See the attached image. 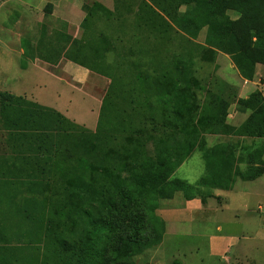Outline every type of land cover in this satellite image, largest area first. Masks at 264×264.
Segmentation results:
<instances>
[{"label":"trees","instance_id":"trees-1","mask_svg":"<svg viewBox=\"0 0 264 264\" xmlns=\"http://www.w3.org/2000/svg\"><path fill=\"white\" fill-rule=\"evenodd\" d=\"M122 2L115 0L114 11L98 2L84 4L81 38L55 32L49 39L44 32L35 43L24 37L22 47L24 59L30 62L40 59L58 65L67 59L109 78L111 87L128 81L132 85L127 99L131 111L116 107L115 102L105 128L101 112L96 130L91 131L56 110L0 91V124L8 142L18 147L24 158L37 163L31 170H17V176L27 177L33 185L54 179L57 191L68 198L66 206L60 208L71 216L67 231L78 230L79 222L85 220L90 227L87 230L104 239L101 246H91V234L87 233L76 237L77 245L63 244L55 239L58 235L53 234V225L44 227L41 217L36 224L39 232L46 228L48 244L55 240L65 250V255L46 257L55 258L58 264H138L135 257L144 256L163 242L166 222L157 213L163 200H171L178 193L184 199H194L203 190L230 191L237 179L253 181L264 175V151L259 147L241 156L239 142L207 147L202 138L198 139L200 135L231 136L261 139L264 145L262 91L256 90L246 99L235 95L231 101L222 92L208 93L198 104L193 88L200 90L202 86L190 75L184 58L167 69L164 62L153 59L162 52L164 42H168L171 55L177 53L175 41H196L206 30L205 44L199 45L201 57L209 54L206 60L212 63L221 52L231 58L245 80L252 81L258 65L264 66V0H139L137 8ZM123 10L134 15L137 33L148 31L152 41L144 42L135 31L127 34ZM229 12L238 17L232 19ZM97 18L105 19L108 28L120 30L127 38L105 35L95 24ZM122 47L127 54L120 52ZM113 52V61H108V54ZM141 53L149 54L148 61L130 59L136 54L141 57ZM123 64L130 70L120 75L116 71ZM147 65L151 72H146ZM109 96L107 91L103 101ZM233 104L239 113L248 114L238 126L227 120ZM160 114L164 133L157 138L149 125ZM79 129L88 132L83 135ZM195 151L202 154L206 165L203 178L195 184L174 178ZM244 162L247 166L241 169ZM84 205H98L103 214L92 220Z\"/></svg>","mask_w":264,"mask_h":264},{"label":"rangeland","instance_id":"rangeland-1","mask_svg":"<svg viewBox=\"0 0 264 264\" xmlns=\"http://www.w3.org/2000/svg\"><path fill=\"white\" fill-rule=\"evenodd\" d=\"M136 0H123L122 4L136 5L139 1ZM25 2V5H24ZM64 3L59 2L57 5L54 4V0H0V41L10 40L16 47L17 39H23L24 37L31 40L32 42H37L46 32L47 38L51 39L52 34L55 32L69 34L75 38H81L83 36V29L80 28L82 6L88 4L92 6L94 0H63ZM123 7V6H121ZM134 8V9H135ZM55 10V11H54ZM185 7L181 8L184 11ZM123 12H126L123 10ZM232 19H236L238 15L235 12H229ZM125 18L128 22L124 23L127 26L125 31L127 34L134 32L141 40H146L150 42L153 40L151 33L146 31L144 35L137 33V30L133 27L134 15L125 13ZM118 24L120 21L115 20ZM105 19L97 18L95 24L105 35L112 36L115 38L124 37L120 30L113 31L108 28L105 24ZM206 30H203L196 41L190 42H177L173 43L177 50V53L168 54L167 43L164 42L162 45V52H158V56L154 57V60L164 62V67L167 69L168 65L176 64L177 61L182 59L183 64L189 65L191 73L190 75L196 78L202 89L198 90L193 88L198 104H201L207 99L208 93L222 92L228 101L233 100L236 95L237 87L236 85L241 80L237 69L231 60V58L221 52H218L215 56V61L210 63L207 60L210 59L209 54H204L205 58H202V51L199 45L205 44ZM118 41V40H117ZM116 41V42H117ZM145 42V41H144ZM119 43V42H118ZM128 44V43H127ZM171 44V43H169ZM126 46V44H124ZM3 46L0 45V65H2V55ZM148 49L144 51L147 53ZM191 54H189V52ZM120 52L125 55L127 51L122 47ZM141 53V57L136 54V57H131L130 59L136 60L142 58V60L148 61L149 54ZM115 53L108 54V61H113ZM183 57H182V56ZM4 56V55H3ZM150 58V57H149ZM205 59V60H204ZM207 59V60H206ZM24 68L29 64V61L22 59L20 62ZM120 71H116L118 74H128L130 67L128 64H123ZM57 74L62 76L60 69H56ZM146 72H151V68L147 65L145 68ZM162 70V69H161ZM260 73V72H259ZM44 73L41 70H34L29 76L25 73H21V76L28 84L40 83L38 88V93L46 94L50 91L52 96H60L64 104L70 103V108L76 113H80L86 119L95 120L94 128H97V124L100 118L103 127L109 123V113L110 109L115 106H119L121 109L126 108L128 111L132 110V106L128 102L129 92L128 90L132 85L128 81L125 84L120 83V85L115 84L113 87L108 85V88H104L98 82H95V78L91 77L86 85L81 87H69L66 82H60L58 80L55 87H51L48 78H45ZM18 77V75H17ZM66 80L68 78L62 76ZM7 76L0 66V79H6ZM107 78V77H106ZM109 79V78H108ZM110 80V79H109ZM52 81V77H51ZM111 82V80H110ZM130 85V86H129ZM110 86V88H109ZM105 89V90H104ZM107 91L110 92V96L105 100L104 105L100 104L103 100ZM124 95L122 97L121 95ZM120 96V97H119ZM103 106V109H101ZM237 108L231 106L227 111V120L238 126L243 119L247 117L246 114H237ZM97 113V116H96ZM162 114L154 121H150L149 128L152 130V134L157 138L162 137L164 133V128L162 126ZM149 123V119H148ZM83 127L85 124H82ZM85 129H79L78 133L86 135L88 131ZM203 139L207 147H213L218 144H226L229 141L233 143L239 142V149L243 146L246 151L241 153V156H246L252 148H254L257 143L256 139H244L230 138L228 136H212V135H200L198 139ZM0 148L5 151L18 150V147L14 146L12 143L8 142L7 132L2 129L0 124ZM237 150V151H238ZM99 155V154H98ZM246 162H244L245 164ZM206 172V165L202 158V154L199 151H195L192 156L175 172L174 178L189 180L193 183L197 179L203 178ZM50 182L44 181L41 184L26 186V189L32 190L30 194L35 196H28L27 203L14 204L12 200L0 196V264H58L55 258H46L50 254L60 253L65 255V250L62 246H59L55 240L53 244H48V238L46 236V228L53 225V234H57L59 242L67 245H77L79 244L76 237L82 234L90 233L87 230L89 225L85 223V220L79 222L78 230L74 232L67 231L70 229V215L66 212L60 210L61 207L66 206L67 196L62 191H57L54 179H49ZM54 190V191H53ZM209 191L203 190L202 195L208 194ZM222 197L224 199V206L228 208V200L230 197H235L236 205L240 204V201L236 199V193H226V191H221ZM183 199V195H180ZM22 202L23 199L16 200ZM257 202H252V206L256 208V213L253 214L258 219V227L261 222V216L263 212L261 209H257ZM181 207V204H177ZM170 207V203L166 200L161 202L160 209ZM87 212H89L92 220H98L103 214V209L98 205H84ZM159 210L157 211V213ZM53 215L52 221L49 223L48 219ZM199 214H195V223H191L190 215L188 217H182L181 221H178L179 227H176V235L171 238H166V243L162 242L161 245L149 250L144 256L135 257V261L138 264H224L221 263V259L212 258L210 254V246L208 235L215 230L213 223H209L206 229H197V225L200 223ZM43 217L44 227L41 232L36 224ZM201 217V216H200ZM185 218V219H184ZM68 219V220H67ZM222 219V218H221ZM224 233H242L244 229H241L239 225L235 223L231 224L225 222ZM167 229V228H166ZM262 230V227L259 228ZM202 233V234H200ZM255 230H248V241L246 242L248 252L244 259L239 264H264V239H261L264 235H259L254 238ZM92 238V243L89 245L99 244L100 246L104 244V239L98 237L94 233H90ZM164 239V238H163ZM164 246H167L165 254L163 252ZM55 255V254H54ZM165 255V258L163 256ZM48 260V261H47ZM59 264H65L63 261ZM238 264V263H237Z\"/></svg>","mask_w":264,"mask_h":264},{"label":"crops","instance_id":"crops-1","mask_svg":"<svg viewBox=\"0 0 264 264\" xmlns=\"http://www.w3.org/2000/svg\"><path fill=\"white\" fill-rule=\"evenodd\" d=\"M59 2L64 3L63 0H54L55 5ZM94 2L102 4L110 11L115 10V0H94ZM81 16H83V19L81 20L82 23L86 14L81 11ZM17 41L16 47H14L15 44L10 40L0 41V45L4 48L3 53H6L3 54L4 56L2 55L3 63L0 66L7 76L6 79H0V91L24 97L26 100L56 110L72 122L82 127V124H85V128L94 131L95 129H92V126L93 128L95 127V120H88L80 115V113H76L77 111L71 110V102L64 104L60 96H52L50 91L46 94L38 93L40 83H32V85L28 86V84L24 82L23 78L20 76L21 73H25L29 76L34 70L39 69L42 73H44L43 76L48 78L50 89L51 87H55L57 85L58 80L60 82H66L71 88L86 85L90 78L93 77L95 78V82H98L97 79H101L99 84L107 90L110 80L67 59H62L58 65H52L40 59H36L34 62L29 61L28 66L24 68V66L20 63L21 60L24 59L22 39L18 38ZM56 69H60L62 76L68 78L69 80H66L62 76L58 75ZM237 73L239 72L237 71ZM239 76L241 77V80L236 85V95L238 98L246 99L256 90L262 91L264 95V84L261 83V80L264 79L263 65H258L256 75L252 81L245 80L240 74ZM102 101L103 100L100 101V104H102ZM232 106H235V104ZM237 114L240 113L237 112ZM246 115L248 116V114ZM246 118L243 119L241 123H243ZM228 137L233 138L231 136ZM241 140L245 142L243 138ZM255 141L257 145L252 148L250 152L254 151L258 147L260 148L259 151L263 152L264 147L262 148V146L264 145L261 139H256ZM239 151L242 153L246 150L242 146ZM19 152L20 151L18 150L5 151L0 148V196L12 200V203L14 204H25L27 203L26 199L28 196H35L34 194H30L32 190H29V192L28 189H26V186H29V184L32 185L33 183L32 180H27V177L17 176V170H24L26 168L31 170L37 163L33 162V160H27L24 158L23 154ZM262 158L264 160V155ZM246 166V164L240 165L241 169H245ZM199 180L200 179H197L194 182L196 183ZM186 181L191 184H195L189 180ZM226 193H236V199L237 201H240V204L236 205L235 197L233 196L228 200V208H226L223 205L225 203L224 199L220 198L222 197L221 190L209 191L208 194L205 195L206 197L201 195L204 194L201 192V194L194 199H184V197L181 199L180 195L183 194L178 193L173 199L166 200L170 203V207L159 209L158 212V215L166 222L167 227L163 239L164 245L166 243V238H171L176 235V230L174 229L179 227L177 222L181 221L182 217L186 218L190 215L191 223H195V214H199L201 216H199L201 221L197 225V229H206V227L203 226H207L211 222L215 227V230L208 235L210 246L209 256L217 259L220 258L221 263L224 264H239L248 252L245 242L248 241V230H255L254 238H257L259 235H264V175L253 181L237 179L232 190L226 191ZM200 196L203 197V200ZM20 199H23V201H16ZM252 202H257V209H261L263 212L259 227L258 219L253 214L256 211V208L251 205ZM177 204H181L182 206L179 207ZM226 221L231 224L235 223L236 225H239V227L244 229V231L240 234L224 233L223 225ZM260 227H262V230L259 229ZM261 239H264V236L261 237L260 240ZM166 249L167 246H164V254ZM163 258H165V255Z\"/></svg>","mask_w":264,"mask_h":264}]
</instances>
